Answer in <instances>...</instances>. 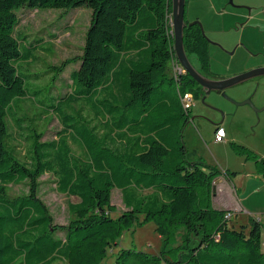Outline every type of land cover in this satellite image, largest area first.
Instances as JSON below:
<instances>
[{
    "label": "trees",
    "instance_id": "1",
    "mask_svg": "<svg viewBox=\"0 0 264 264\" xmlns=\"http://www.w3.org/2000/svg\"><path fill=\"white\" fill-rule=\"evenodd\" d=\"M80 6L92 9L80 54L51 62L52 55L34 54L37 49L53 52L50 46L23 45L15 33L21 8ZM171 13L172 0H0V181L3 190L12 182L27 183L28 192L21 199H30L41 211V216L31 219L22 230L3 233L0 224V264H53L58 259L66 264H264L262 220L251 215L239 221L236 211L214 207L212 183L220 174L218 167L202 160L174 163L162 138L136 132L126 137L131 148L120 152L98 145L97 139L91 141L90 146L99 152L92 154L89 168L71 176L65 190L79 197L69 204L67 223H55L38 194L44 173H53L59 184L57 151L66 140L65 128L56 139H41L51 120L47 121V110L55 113L56 108L44 106L43 100L25 102L30 93L20 67L31 70L36 85L42 78L33 72L46 69L55 83L67 82L63 73L76 63L69 75L77 85L70 99L102 91L101 110L116 116L124 135L123 121L131 112L138 115L132 125H148L156 132L158 124L149 119L157 108L152 102L154 94L161 93L166 102L169 93L165 86L175 85L177 101L189 115L179 92L198 95L201 91L187 72H171V61L176 59L168 23ZM184 42L190 58L199 63L195 64L198 69L211 76L210 41L198 24L185 28ZM67 83L69 89L70 81ZM189 84L197 88L190 90ZM25 103L33 109H25ZM62 116L70 117L65 111ZM39 121H43L41 126ZM73 126L69 124V128ZM92 128L96 129V124ZM101 131H105L103 126ZM19 135L30 143L29 161L19 153ZM117 178L127 207L122 211L112 202ZM149 222H154L162 239L159 253L121 243L126 230ZM20 258L23 260L18 262Z\"/></svg>",
    "mask_w": 264,
    "mask_h": 264
},
{
    "label": "rangeland",
    "instance_id": "2",
    "mask_svg": "<svg viewBox=\"0 0 264 264\" xmlns=\"http://www.w3.org/2000/svg\"><path fill=\"white\" fill-rule=\"evenodd\" d=\"M241 2L242 0H233V3L230 0H187L186 19L200 20L206 35L212 41L209 47L208 69L211 76L226 77L233 75L230 73L237 70L230 63L231 50L221 42L222 47L214 45L219 38H223L225 42L236 41L242 37V28L246 27V33L256 32L264 41V22L260 23L259 27L256 21L249 22L248 16L241 20L242 12L247 11L241 6H246L248 10L250 8V5ZM18 15L19 22L15 27V33L22 44H33L34 47L50 46L53 52L37 49L34 54L52 55L49 61L58 63L81 53L85 33L91 22L92 9L87 6L71 9L21 8ZM215 29L224 30L214 32ZM191 58L198 66L196 58L193 56ZM178 63L177 57L171 61L172 73L177 69ZM76 67V63L70 64L63 73L65 76H62L67 77V82L70 81L69 89L68 83L63 80L55 83L51 79L52 72H47L46 69L33 72L42 78L40 79L42 82L34 85L31 70L20 67L30 93L25 102L35 103V100L36 102L43 100L44 106L50 107L53 104L56 108L55 113L52 109L47 110L49 113L47 121L51 120L45 126V134L41 139H56L63 126L65 128L62 133L66 140L57 151L60 155L57 168L60 170L61 188L59 189L57 177L53 173H44L39 178L38 186V194L49 207L55 223H67L70 216L69 204L79 201L78 196L65 190L68 189L71 176H75L83 167L89 168L90 163L94 161L92 154L99 152L95 146H90V142L97 139L98 145L120 152L131 148L132 142L127 143L126 137L136 132L140 136L162 138L170 148L174 163L202 160L207 165L218 167L220 174L212 183V205L216 208L229 209L235 205L232 200V196L235 195L242 209H231L238 213L239 221H246L254 215L264 223V109L261 111L255 109L264 106V75L226 90L227 95L237 101L251 97L255 107L250 104H235L217 91H212L203 100V92L200 91L198 95L192 92V108L189 115L183 113L177 101L178 88L175 85H166L165 90L169 93L167 101L163 102L161 93L154 94L152 102L157 108L149 118L153 125L158 124L156 128L159 130L151 132L155 128L149 129L148 125L140 123L136 124L138 127L132 125V119L138 115L131 112L123 121L124 130H127L124 135L118 126L116 116H107L106 111L101 110L102 91L85 98L70 99L69 96L76 90L77 85L73 84L69 75L71 76ZM188 86L190 90L197 88V85ZM29 103L24 104L28 111L33 109ZM63 111L67 112L69 119L62 116ZM56 116L62 119L64 125ZM39 123L41 126L43 121ZM71 123L74 124V129L69 128ZM95 124L96 129H93ZM102 126L104 132H100ZM217 126H223L225 129L222 141L215 138ZM18 142L21 157L29 161L30 143L21 135L18 136ZM168 165L171 166L170 160ZM103 167L107 171L110 169L106 165ZM118 180L119 178L117 185L112 189V202L117 205L118 211H122L127 207L123 200L122 183ZM2 187L3 183L0 181V224L3 233L22 230L31 219L41 216L36 204L30 199H21L24 193L28 192L27 183L12 182L6 184L4 190ZM21 235L23 236L22 232ZM121 243L150 253H159L162 247V239L155 231L154 222L126 230L121 237ZM22 260L23 258H20L18 262ZM53 264L66 262L58 259Z\"/></svg>",
    "mask_w": 264,
    "mask_h": 264
},
{
    "label": "water",
    "instance_id": "3",
    "mask_svg": "<svg viewBox=\"0 0 264 264\" xmlns=\"http://www.w3.org/2000/svg\"><path fill=\"white\" fill-rule=\"evenodd\" d=\"M230 1L231 3H233V0ZM186 5L187 0H172L174 50L175 55L184 70L201 86V91L204 93L203 100L212 91H217L222 92V94L227 99L234 102L235 104H250L255 107L251 97H248L243 101H237L233 97L227 95L226 90L253 78L263 76L264 65L256 66L240 73H236L234 75L226 77H212L199 70L195 63L191 60L186 50L184 42L185 28L198 24L202 30V33L209 39L210 42L212 41L206 35L204 26L200 20L189 21L186 19ZM217 44L222 47L220 43ZM255 109L261 111L264 109V106L261 108L255 107Z\"/></svg>",
    "mask_w": 264,
    "mask_h": 264
},
{
    "label": "crops",
    "instance_id": "4",
    "mask_svg": "<svg viewBox=\"0 0 264 264\" xmlns=\"http://www.w3.org/2000/svg\"><path fill=\"white\" fill-rule=\"evenodd\" d=\"M241 3L250 5L249 10L246 6H241L247 10L242 12L243 18L241 20L246 19L248 16V18H250L249 22L256 21L257 26L260 27V23L264 22V0H242ZM236 23L238 24L239 22ZM222 30L224 29H215L213 31L221 32ZM242 30V37L236 41L225 42L223 38H219V40H216L217 42L214 43V45L219 46L217 43L221 42L227 49L231 50L229 53L230 63L237 68V70L230 73L233 75L256 66L264 65V41L259 38L256 32L246 33V27H244V29L242 28ZM260 32H262V30H260ZM232 200L235 205L229 209H242L235 195L232 196Z\"/></svg>",
    "mask_w": 264,
    "mask_h": 264
},
{
    "label": "built area",
    "instance_id": "5",
    "mask_svg": "<svg viewBox=\"0 0 264 264\" xmlns=\"http://www.w3.org/2000/svg\"><path fill=\"white\" fill-rule=\"evenodd\" d=\"M168 23L171 25L172 29H171V33L172 37H174V32H173V14L171 13L168 16ZM182 72H186L184 70V68L182 67V65L180 63H178V67L175 70V75H177V73H182ZM179 94L181 95L182 98V102H183V107L185 110H189L192 108V100H193V95L191 91H187V92H183L180 91ZM225 136V129L223 126H218L217 130H216V135L215 138L217 141H222L224 139ZM227 217H230V214L227 215Z\"/></svg>",
    "mask_w": 264,
    "mask_h": 264
},
{
    "label": "flooded vegetation",
    "instance_id": "6",
    "mask_svg": "<svg viewBox=\"0 0 264 264\" xmlns=\"http://www.w3.org/2000/svg\"><path fill=\"white\" fill-rule=\"evenodd\" d=\"M220 93H222V92H220ZM204 95V93L202 94V96Z\"/></svg>",
    "mask_w": 264,
    "mask_h": 264
}]
</instances>
